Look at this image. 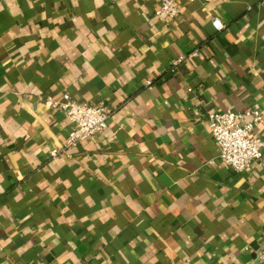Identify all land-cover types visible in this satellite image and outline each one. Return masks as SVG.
Returning a JSON list of instances; mask_svg holds the SVG:
<instances>
[{
    "label": "crops",
    "instance_id": "obj_1",
    "mask_svg": "<svg viewBox=\"0 0 264 264\" xmlns=\"http://www.w3.org/2000/svg\"><path fill=\"white\" fill-rule=\"evenodd\" d=\"M179 2L0 0V264H264V160L206 124L264 111V0ZM66 94L107 129L69 146Z\"/></svg>",
    "mask_w": 264,
    "mask_h": 264
},
{
    "label": "built area",
    "instance_id": "obj_2",
    "mask_svg": "<svg viewBox=\"0 0 264 264\" xmlns=\"http://www.w3.org/2000/svg\"><path fill=\"white\" fill-rule=\"evenodd\" d=\"M179 0H163L157 14L176 17L180 14ZM217 30L225 25L220 20L214 21ZM181 58L175 65L182 62ZM65 103L52 98L46 102L49 108H61L76 129L70 134L68 145L76 146L81 142L102 134L108 127L109 112L88 104H79L64 95ZM264 123V111L254 108L245 112H209L207 127L219 147V159L236 172L251 168L258 161L264 160V140L257 129ZM56 156L57 153L54 152ZM264 260V248L260 253Z\"/></svg>",
    "mask_w": 264,
    "mask_h": 264
}]
</instances>
